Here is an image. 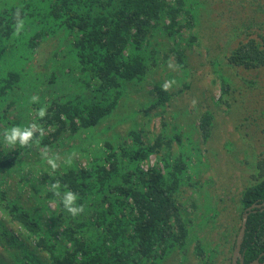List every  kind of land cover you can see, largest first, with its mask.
<instances>
[{
	"label": "trees",
	"instance_id": "trees-1",
	"mask_svg": "<svg viewBox=\"0 0 264 264\" xmlns=\"http://www.w3.org/2000/svg\"><path fill=\"white\" fill-rule=\"evenodd\" d=\"M206 9L197 0H0V264H219L225 254L230 260L243 213L264 201V153L234 209L204 203L211 216L190 218L183 186L205 187L199 165L208 167L209 159L203 161L201 145L212 136L214 115L205 113L194 127L177 124L185 111L168 119L175 96L190 87L177 88L184 78L169 58L176 55L188 80V64L180 67L188 50L171 41L196 27ZM256 42L244 40L228 65L264 67ZM161 67L166 78L147 90ZM217 77L223 100L231 84ZM154 118L163 125L158 133ZM13 128L33 131L29 146L6 143ZM193 129L201 139L184 143L183 131ZM152 156L163 167L143 168ZM69 192L74 206L84 207L76 217L62 203ZM189 202L198 214L201 206ZM204 227L213 232L200 237ZM241 251L245 264L264 253V212L249 216Z\"/></svg>",
	"mask_w": 264,
	"mask_h": 264
},
{
	"label": "rangeland",
	"instance_id": "rangeland-1",
	"mask_svg": "<svg viewBox=\"0 0 264 264\" xmlns=\"http://www.w3.org/2000/svg\"><path fill=\"white\" fill-rule=\"evenodd\" d=\"M168 1L174 2L175 0ZM197 1L200 5L204 3L207 8L202 13L199 12L197 26L183 29L182 37L177 36L174 41H171L175 45L178 43V49L188 50L187 54L185 53L186 57H183V65H179L184 67L188 64V80L185 79L182 70H178L176 55H171L169 58L170 65L176 68L175 72L180 71L178 72L179 77L184 78V80L181 79V82H177V88L184 87L185 82H189L190 87L182 94L175 96L174 105H177V110L175 113H171L168 119L172 120V116L179 115L180 111H185L187 115L181 116V122L177 124H181L179 127L182 128L187 122L194 127L199 125V118L205 113L214 115L212 136L205 143L201 141V149L205 155L203 161L209 159L206 162L209 163L208 167L199 165L202 168L201 176L205 187L202 189L203 191H194L193 188L183 186L186 192L182 194V201L190 218H196L199 214L211 216L210 210L202 208L201 205L204 203L214 204L218 207L226 205L228 208L234 201L237 204L242 188L249 182L248 178L251 177V174L255 172L253 164L256 158H260V154L264 153V67L245 69L241 66H233L232 63L228 65L231 51L240 48V44L244 40L249 42L254 39L257 41L256 44L261 46L259 51L264 50V0ZM193 36L198 38L197 42L189 45L188 42ZM43 57V55L39 56L40 59ZM163 57L164 52L161 51L160 58ZM222 68L223 70H221ZM165 73L163 67L157 69V76H154L153 80L148 77L149 85H146V89H152L153 81L162 77L165 79ZM218 74L224 75L231 84V88L228 90L229 94L223 100ZM138 99L143 101L144 95L139 94ZM226 99L228 102H224ZM170 110L172 111L174 108ZM150 126L155 133L160 132L163 126L161 118H154ZM166 130L171 135L176 134L170 126ZM193 132L195 129L190 134L181 132L184 135L182 141L186 142L187 140L189 143V141L200 140V136L194 135ZM228 142H231L230 147L227 146ZM174 147L177 157L181 146L175 142ZM243 160H246L247 164H244ZM157 161V157L152 156L143 162V168L156 164L163 167ZM191 161L198 168V160L192 157ZM82 163L86 164L87 162L84 160ZM191 175L193 176L192 180H198V175L193 173ZM211 176L215 180V184L207 181V178ZM13 181L14 177L9 179L10 186ZM10 186L6 185L5 188L8 189ZM208 190H213V193H210V198L206 199L204 193H207ZM228 193L234 195L236 200H230L229 197L232 195H225ZM189 197H192V200L201 206L198 214L191 209ZM220 197H224V200L219 201ZM236 204L234 203L231 209H234ZM225 214L222 215L223 217L221 216V220ZM235 214L238 219V214L236 212ZM230 216H234V214L232 213ZM0 217L4 218L1 210ZM204 228V231L199 234L200 237H203L205 233L212 234L213 231L209 230V227ZM228 255L225 254L219 264H231L232 256L229 260Z\"/></svg>",
	"mask_w": 264,
	"mask_h": 264
},
{
	"label": "clouds",
	"instance_id": "clouds-1",
	"mask_svg": "<svg viewBox=\"0 0 264 264\" xmlns=\"http://www.w3.org/2000/svg\"><path fill=\"white\" fill-rule=\"evenodd\" d=\"M19 16H20L19 11H17V13H16V20H17L16 30H17V33L19 32L20 26L22 24V22L19 21ZM170 84H171V82H165L163 85V89L165 91H167L170 88ZM35 101H36V96L32 97V102H35ZM45 114H46V109L41 108L39 110V113H38L39 117L43 118L45 116ZM32 136H33V131L30 129L21 131V129H19V128H13L11 135H6L5 140L9 146H15L18 142L21 147H25V146L30 145L29 141L32 140ZM49 163L52 164L53 167H55L54 162L49 161ZM58 187H59V182L57 183V185L53 186V191H54V194L56 196H59V192L55 191V189ZM75 200H76V197H74L71 192L67 193L65 198L62 200V203H63L65 209L73 217H76L79 214L84 212V207L82 205L81 206H74Z\"/></svg>",
	"mask_w": 264,
	"mask_h": 264
},
{
	"label": "water",
	"instance_id": "water-1",
	"mask_svg": "<svg viewBox=\"0 0 264 264\" xmlns=\"http://www.w3.org/2000/svg\"><path fill=\"white\" fill-rule=\"evenodd\" d=\"M263 208H264V201H262L261 203L252 204L243 213L242 223H241V227L239 229L238 235L236 237V242H235V247L233 250L231 264H237L238 258L240 260V264H245L244 257L241 255V247H242V243H243L246 228H247L248 217L251 214V212H255L256 210L263 209ZM248 264H264V262H260L259 259H256Z\"/></svg>",
	"mask_w": 264,
	"mask_h": 264
},
{
	"label": "flooded vegetation",
	"instance_id": "flooded-vegetation-1",
	"mask_svg": "<svg viewBox=\"0 0 264 264\" xmlns=\"http://www.w3.org/2000/svg\"><path fill=\"white\" fill-rule=\"evenodd\" d=\"M258 203H261V202H258ZM247 209V208H246ZM258 211L260 212V213H262V212H264V208L263 209H258ZM258 211L256 210L255 212H251V214H257L258 213ZM250 214V215H251ZM249 215V216H250ZM249 218V217H248ZM241 255L244 257V252H242L241 251ZM264 257V253H262V254H260L256 259H259V261L261 260V258H263ZM255 259V260H256ZM245 263V262H244ZM237 264H240V260H239V258H238V260H237Z\"/></svg>",
	"mask_w": 264,
	"mask_h": 264
}]
</instances>
